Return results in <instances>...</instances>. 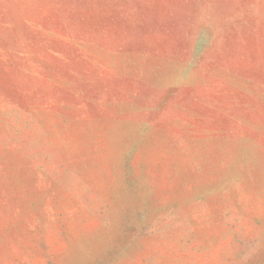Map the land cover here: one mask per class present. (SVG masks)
I'll return each mask as SVG.
<instances>
[{"label": "rangeland", "instance_id": "obj_1", "mask_svg": "<svg viewBox=\"0 0 264 264\" xmlns=\"http://www.w3.org/2000/svg\"><path fill=\"white\" fill-rule=\"evenodd\" d=\"M0 264H264V0H0Z\"/></svg>", "mask_w": 264, "mask_h": 264}]
</instances>
